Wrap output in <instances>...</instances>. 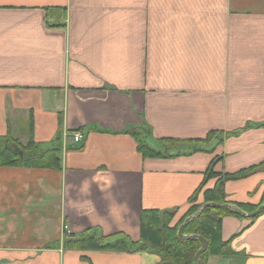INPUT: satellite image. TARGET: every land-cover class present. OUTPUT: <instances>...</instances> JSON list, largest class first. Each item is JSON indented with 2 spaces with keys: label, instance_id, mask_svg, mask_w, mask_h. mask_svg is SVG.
<instances>
[{
  "label": "crops",
  "instance_id": "0c3cea01",
  "mask_svg": "<svg viewBox=\"0 0 264 264\" xmlns=\"http://www.w3.org/2000/svg\"><path fill=\"white\" fill-rule=\"evenodd\" d=\"M145 127L157 148L230 134L147 157L132 133ZM30 135L60 146L62 165L0 167V264H162L149 249L66 241L140 242L144 210H174L175 226L252 167L223 180L224 199L264 201V0H0V137ZM244 213L223 218L224 252L203 264H264V209Z\"/></svg>",
  "mask_w": 264,
  "mask_h": 264
},
{
  "label": "trees",
  "instance_id": "16d2710c",
  "mask_svg": "<svg viewBox=\"0 0 264 264\" xmlns=\"http://www.w3.org/2000/svg\"><path fill=\"white\" fill-rule=\"evenodd\" d=\"M148 128L135 129L133 135L139 138V151L147 157L161 156H177L180 154H189L194 151L203 149L204 144L216 141V145L222 143L230 133L224 134L219 131H211L205 138L195 140H177V139H160L159 147H154L147 142L141 141L140 138H146L147 134L143 131ZM191 142L187 148L180 149L181 143ZM209 152H213L210 150ZM221 160L216 157L207 171V174H213V167L216 162ZM61 148L55 146L47 150L41 151L40 145L31 137L26 143L20 139L11 136L0 137V167H30L38 169H60L62 165ZM254 169L248 168L241 170L236 174H226L218 185L205 192V203L215 202L218 204H226L224 197L223 180L238 179L244 177ZM194 197L191 198V201ZM264 202V201H263ZM262 202V203H263ZM261 203V204H262ZM239 208L252 213L259 206H248L245 204L234 203ZM202 205H193L186 215L175 225H171L172 216L175 211L166 210H144L141 215V240L133 242L126 235L105 236L97 230H90L84 235L76 238H70L66 241V246L87 248V249H103V250H123L134 251L136 249H149L162 256L163 261H172L176 264H196L195 254L202 247L203 242L198 238L188 240L182 239L178 230L187 217L195 214ZM234 210L227 208L211 206L205 208L203 212L195 219L189 221L184 229L185 236L201 235L207 239L208 247L200 254L201 260L207 254H222L227 245L222 239V222L223 218Z\"/></svg>",
  "mask_w": 264,
  "mask_h": 264
},
{
  "label": "water",
  "instance_id": "95a60500",
  "mask_svg": "<svg viewBox=\"0 0 264 264\" xmlns=\"http://www.w3.org/2000/svg\"><path fill=\"white\" fill-rule=\"evenodd\" d=\"M211 206H216V207H222V208H227L229 210H234L235 212H238L240 214H245L244 213V210H242L241 208H239L238 206L234 205V204H230V203H226V204H218V203H215V202H209V203H205L203 207H201L195 214L189 216L186 218V220L183 222V224L179 227V230H178V234L179 236L182 238V239H185V240H188V239H191V238H198L200 239L202 242H203V245L202 247L196 252L195 254V261H196V264H203V261L201 260L200 258V254L205 251L208 247V242H207V239L201 235H190V236H185L183 234V229L185 227V225L195 219L198 215H200L203 210L205 208H208V207H211ZM264 209V202L259 206V208L250 213L249 215L251 217H254L256 215H258L262 210ZM162 264H176L172 261H164Z\"/></svg>",
  "mask_w": 264,
  "mask_h": 264
},
{
  "label": "built area",
  "instance_id": "2783aa9c",
  "mask_svg": "<svg viewBox=\"0 0 264 264\" xmlns=\"http://www.w3.org/2000/svg\"><path fill=\"white\" fill-rule=\"evenodd\" d=\"M83 138H84V136H83V134L80 133V132H77V133L74 135V140H75L76 142L82 141ZM66 228H67V226H66Z\"/></svg>",
  "mask_w": 264,
  "mask_h": 264
},
{
  "label": "rangeland",
  "instance_id": "374dc122",
  "mask_svg": "<svg viewBox=\"0 0 264 264\" xmlns=\"http://www.w3.org/2000/svg\"><path fill=\"white\" fill-rule=\"evenodd\" d=\"M213 142H216V141H211L210 143H213ZM210 143H209V144H210ZM16 180H17V182H18V178H16ZM18 183H19V182H18ZM191 207H193V206H191ZM189 209H191V208H189ZM189 209L187 210V212L189 211ZM187 212H186V213H187ZM186 213H184L183 215L185 216ZM0 215H4V214L1 213ZM184 216H182V218H183ZM182 218H181V219H182ZM208 255H209V254H208ZM206 256H207V254L205 255V257H206Z\"/></svg>",
  "mask_w": 264,
  "mask_h": 264
}]
</instances>
